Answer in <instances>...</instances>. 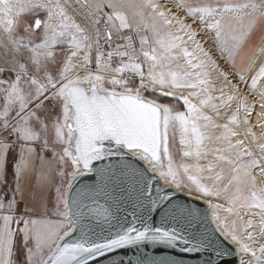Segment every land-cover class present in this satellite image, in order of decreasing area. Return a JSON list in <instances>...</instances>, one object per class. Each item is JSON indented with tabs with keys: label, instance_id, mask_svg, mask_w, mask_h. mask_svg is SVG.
I'll list each match as a JSON object with an SVG mask.
<instances>
[{
	"label": "snow or ice",
	"instance_id": "obj_1",
	"mask_svg": "<svg viewBox=\"0 0 264 264\" xmlns=\"http://www.w3.org/2000/svg\"><path fill=\"white\" fill-rule=\"evenodd\" d=\"M169 251L264 264V0H0V264Z\"/></svg>",
	"mask_w": 264,
	"mask_h": 264
},
{
	"label": "water",
	"instance_id": "obj_2",
	"mask_svg": "<svg viewBox=\"0 0 264 264\" xmlns=\"http://www.w3.org/2000/svg\"><path fill=\"white\" fill-rule=\"evenodd\" d=\"M179 197L181 200H184L186 198L189 199L190 202L194 206L199 205V206L203 207L202 202L196 200L195 198L186 197L185 194H183V193H180ZM152 255H170L171 256L174 254L171 251H169V252H155V253H152ZM106 257H107V254H106ZM116 258H122L125 261H128V260H134L136 258V255L133 252H128L127 255H125L124 253H119L118 257H116ZM174 258L179 259V260H183L184 264H200V260L206 259L207 257L206 256L199 257L194 253H189V254H184V255H174ZM97 260H98L99 264H107V259L101 260V258H97Z\"/></svg>",
	"mask_w": 264,
	"mask_h": 264
},
{
	"label": "bare ground",
	"instance_id": "obj_3",
	"mask_svg": "<svg viewBox=\"0 0 264 264\" xmlns=\"http://www.w3.org/2000/svg\"><path fill=\"white\" fill-rule=\"evenodd\" d=\"M184 194V193H183ZM192 198H195V197H192Z\"/></svg>",
	"mask_w": 264,
	"mask_h": 264
}]
</instances>
